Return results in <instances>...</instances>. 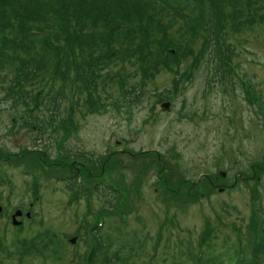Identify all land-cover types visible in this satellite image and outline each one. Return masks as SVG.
<instances>
[{"label": "rangeland", "instance_id": "374dc122", "mask_svg": "<svg viewBox=\"0 0 264 264\" xmlns=\"http://www.w3.org/2000/svg\"><path fill=\"white\" fill-rule=\"evenodd\" d=\"M255 1L253 8L260 10L251 25L240 33L226 30L225 41L234 74L250 85L248 94L236 78L220 84L211 77L202 37L192 55L150 73L142 88V74L130 65L104 72L109 76L99 89L103 107L92 113L88 95L60 82L49 93L46 78L28 86L27 99L13 107L7 95L12 73L0 70V146L16 154L0 159V203L6 206L0 264H89L97 218H103L99 235L144 246L135 264H191L189 249L209 232L217 252L208 247L204 256L221 252L226 258V243L244 248L249 227L264 228V173L256 172L257 184L256 173L249 172L264 167V0ZM122 83L123 93L117 88ZM165 99L172 110L158 107ZM31 114L42 118L37 128L45 141L37 148L45 152L29 158L22 154L33 150L38 131L20 127V116ZM220 172L226 177L211 190L203 178ZM33 184L40 213L18 234L7 216L18 206L30 209ZM108 186L122 193L117 208ZM43 230L61 242L57 259L24 253L18 262L19 242Z\"/></svg>", "mask_w": 264, "mask_h": 264}, {"label": "trees", "instance_id": "16d2710c", "mask_svg": "<svg viewBox=\"0 0 264 264\" xmlns=\"http://www.w3.org/2000/svg\"><path fill=\"white\" fill-rule=\"evenodd\" d=\"M252 3L253 0H0V70L7 68L12 73L8 99L15 107L21 99H27L25 89L42 84L44 78L49 83V93L57 82L68 85L75 81L78 93L88 95L91 101L87 108L90 113L99 111L103 107L99 89L103 90L101 84L112 67H134L142 74L143 84L150 73L172 68L192 55V46L201 37L212 61L211 72L223 83L232 78L233 67L231 59L227 62L223 57L222 33L226 25L240 33L251 24L254 11L260 10ZM203 31H209V35L202 36ZM176 46L179 48L173 53L169 51ZM225 49L232 53L228 46ZM116 76L113 74L111 79L114 84ZM6 82L2 77L1 83ZM120 89L124 91L125 84ZM58 95H53L54 100ZM35 100H31L34 105ZM23 105L28 106L26 102ZM35 119V124L42 127L41 121ZM22 126L33 129L30 121H24ZM33 153L26 151L22 155L30 158ZM249 172L264 173V167L253 166ZM219 179L224 180L205 176L203 181L215 190L220 187ZM249 233L244 248L241 244L228 247L226 243L229 256L224 258L220 253L203 259L199 250L211 246L215 250L211 233H205L189 249L191 264H264V228L252 225ZM38 237L24 243L30 257L57 259L58 238L49 237L47 232ZM96 241L88 254L89 264H135V256L144 247H134L111 236L100 235Z\"/></svg>", "mask_w": 264, "mask_h": 264}, {"label": "water", "instance_id": "95a60500", "mask_svg": "<svg viewBox=\"0 0 264 264\" xmlns=\"http://www.w3.org/2000/svg\"><path fill=\"white\" fill-rule=\"evenodd\" d=\"M160 108H162V109H168L169 108V104L168 103L166 105L163 104V105L160 106ZM74 242H75V239L71 240V243H74Z\"/></svg>", "mask_w": 264, "mask_h": 264}]
</instances>
